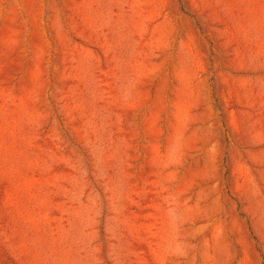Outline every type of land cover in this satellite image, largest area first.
I'll return each instance as SVG.
<instances>
[{"label": "rangeland", "instance_id": "rangeland-1", "mask_svg": "<svg viewBox=\"0 0 264 264\" xmlns=\"http://www.w3.org/2000/svg\"><path fill=\"white\" fill-rule=\"evenodd\" d=\"M0 264H264V0H0Z\"/></svg>", "mask_w": 264, "mask_h": 264}]
</instances>
